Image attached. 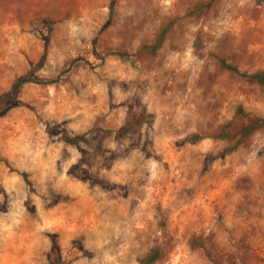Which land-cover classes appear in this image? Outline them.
Instances as JSON below:
<instances>
[{
    "label": "rangeland",
    "instance_id": "1",
    "mask_svg": "<svg viewBox=\"0 0 264 264\" xmlns=\"http://www.w3.org/2000/svg\"><path fill=\"white\" fill-rule=\"evenodd\" d=\"M219 58L264 72L263 1L0 0V99L42 82L0 117V264H264V129L212 138L264 88Z\"/></svg>",
    "mask_w": 264,
    "mask_h": 264
},
{
    "label": "trees",
    "instance_id": "2",
    "mask_svg": "<svg viewBox=\"0 0 264 264\" xmlns=\"http://www.w3.org/2000/svg\"><path fill=\"white\" fill-rule=\"evenodd\" d=\"M264 2V0H261ZM201 9V8H200ZM166 38V31L162 32L160 36L158 37V40L156 41L153 48H151V51L153 53H156L158 49L161 48L164 40ZM219 62L225 70L240 76L243 79H247L249 81H252L264 88V72H257V73H244L242 72L237 66L231 64L228 62L225 58H219ZM27 83H42L40 82L35 74L33 72L28 73L25 76H22L19 78L12 86L11 90L8 91L1 99H0V117L5 115L10 109L13 107H16L18 105H23L22 102H20L17 99V92L19 88L22 85H25ZM238 116L241 117L242 122L237 124L234 122L226 123L222 126L218 134L212 136L215 140H222V141H229L233 142L235 141V145L228 150H226V153H232L239 149L252 135H254L256 132L264 129V118L262 117H256V116H250L248 115L243 107H239L237 110ZM54 133H58V129H52ZM103 136L100 138L98 144L95 147V150L93 152L84 149L81 147V144H89L90 140L87 137V135H77V136H70L68 134H64L63 138L67 141L72 143L73 145L77 146L82 153V156L84 159H87L92 153L98 155L102 154L104 152L103 150V142L109 138L113 131L111 130H102ZM125 128L120 130L118 133H124ZM203 140V137L195 134L188 138V141L191 143H198ZM160 251L157 249L155 250L150 256L147 258V264H154L158 261L160 258ZM51 262L52 264H62L60 253L57 249H55L54 253L51 255Z\"/></svg>",
    "mask_w": 264,
    "mask_h": 264
}]
</instances>
